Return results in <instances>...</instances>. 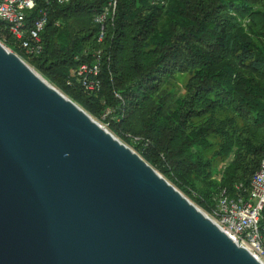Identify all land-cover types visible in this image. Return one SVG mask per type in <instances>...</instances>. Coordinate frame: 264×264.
<instances>
[{
    "label": "trees",
    "instance_id": "obj_1",
    "mask_svg": "<svg viewBox=\"0 0 264 264\" xmlns=\"http://www.w3.org/2000/svg\"><path fill=\"white\" fill-rule=\"evenodd\" d=\"M104 3L52 4L39 55L3 22L0 40L211 213L222 190L249 186L264 154V0H118L100 42Z\"/></svg>",
    "mask_w": 264,
    "mask_h": 264
},
{
    "label": "water",
    "instance_id": "obj_2",
    "mask_svg": "<svg viewBox=\"0 0 264 264\" xmlns=\"http://www.w3.org/2000/svg\"><path fill=\"white\" fill-rule=\"evenodd\" d=\"M0 264H264L0 41Z\"/></svg>",
    "mask_w": 264,
    "mask_h": 264
},
{
    "label": "built area",
    "instance_id": "obj_3",
    "mask_svg": "<svg viewBox=\"0 0 264 264\" xmlns=\"http://www.w3.org/2000/svg\"><path fill=\"white\" fill-rule=\"evenodd\" d=\"M38 1L0 0V24L5 23L21 48L32 55H39L43 51L42 33L48 22L49 7L54 3L66 4L73 0H40L43 5L33 23L28 25L27 15L38 5ZM153 2L164 3V0ZM117 9L118 0H105L101 10L94 13L93 22L99 27L98 41L101 42L106 37L107 26L114 23ZM88 69V64H81L79 74L84 75ZM93 69L94 75H98L97 66ZM98 82H91L88 88L93 89L94 83ZM235 189L234 194L227 189L220 192L210 216L224 231L264 263V226L261 224L264 208V154L249 186L237 183Z\"/></svg>",
    "mask_w": 264,
    "mask_h": 264
},
{
    "label": "rangeland",
    "instance_id": "obj_4",
    "mask_svg": "<svg viewBox=\"0 0 264 264\" xmlns=\"http://www.w3.org/2000/svg\"><path fill=\"white\" fill-rule=\"evenodd\" d=\"M32 66V65H31ZM33 67V66H32ZM39 72V71H38ZM189 79V75H187V73L185 74H179L177 76V78L173 81V85L176 86L177 88L182 87L186 84L187 80ZM99 122L102 123V121L98 120ZM106 128H108V126L105 123H102ZM109 129V128H108ZM110 130V129H109ZM205 211V210H204ZM209 216L211 215V213H208L207 211H205ZM211 217V216H210Z\"/></svg>",
    "mask_w": 264,
    "mask_h": 264
}]
</instances>
